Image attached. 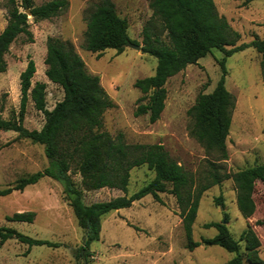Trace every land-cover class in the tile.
I'll return each instance as SVG.
<instances>
[{
    "label": "rangeland",
    "instance_id": "rangeland-1",
    "mask_svg": "<svg viewBox=\"0 0 264 264\" xmlns=\"http://www.w3.org/2000/svg\"><path fill=\"white\" fill-rule=\"evenodd\" d=\"M48 0H33L41 4ZM99 0H68V6L57 15L34 21L29 17L32 40L17 36L4 55L6 69L0 72V116L16 120L20 104L19 74L29 59L35 64L31 84L44 82L45 107L51 109L62 99V88L45 75L44 56L47 37L69 41L83 59L87 70L99 76L101 86L113 102L101 116V131L121 134L127 144L161 143L168 155L194 177V185L205 183L214 157L188 133L191 119L188 109L199 92H210L219 76L218 60L223 53L212 49L196 63L170 76L166 83L164 108L157 120L150 122L147 114L135 115L141 92L134 81L154 73L156 58L141 49L125 46L121 51L108 48L100 54L84 48L86 15ZM117 13L128 21V35L142 45V29L151 17L149 0H111ZM219 14L240 33L238 43L248 42L253 35L264 38V0H214ZM6 0H0V32L7 22ZM160 28H158L159 30ZM165 35V32H162ZM260 55L252 47L233 52L225 59V87L234 96L231 124L226 137L227 159L220 165V183L201 193L197 214L192 225V239L212 237L216 229L204 227L210 221H221L227 215V227L238 241L243 260L247 262L245 243L240 239L247 224L256 232L259 256L264 260V186L257 181L253 191L254 212L243 217L236 204V188L229 175L239 169L264 163V78L261 76ZM44 114L32 99L26 102L22 124L40 129ZM48 165L43 146L18 136L13 130H0V188ZM73 180L79 184L75 164L70 167ZM154 176L146 164L129 170L126 192L130 194ZM123 190L101 187L83 190L85 203L104 201ZM161 202L146 195L130 206L107 212L101 219L99 239L90 244V256L76 257L84 232L78 226L71 207L63 197L59 181L41 177L22 190L0 196V226H10L33 238L46 239L53 246L28 245L14 238L0 247V264H228L233 256L224 248L200 244L186 248V238L179 208L170 193H159ZM220 197L222 206L216 204ZM33 212L31 222L9 221L6 215Z\"/></svg>",
    "mask_w": 264,
    "mask_h": 264
},
{
    "label": "trees",
    "instance_id": "trees-1",
    "mask_svg": "<svg viewBox=\"0 0 264 264\" xmlns=\"http://www.w3.org/2000/svg\"><path fill=\"white\" fill-rule=\"evenodd\" d=\"M148 4L152 14L143 26L140 49L154 56L156 65L153 74L134 81V86L141 92L135 115L147 114L150 122L157 120L164 108L167 79L188 64L196 63L214 48L223 53L218 60L220 76L214 88L210 92H199L188 109L191 119L188 133L204 147L206 153L214 156L209 160L212 167L205 183L195 186L193 175L171 158L161 143L127 144L121 134L111 135L101 131L102 113L113 106L112 100L101 86L99 76L87 70L73 45L50 36L46 39L45 75L62 88V99L51 109L45 107L46 85L40 81L31 84L35 64L29 59L19 74L18 118L12 120L0 116V130L16 131L18 136L41 144L48 165L18 177L11 186L0 188V196L22 190L43 176L59 181L63 197L84 232L82 245L75 250V256L87 258L91 254L90 244L99 239L104 214L128 207L146 195L161 202L159 193H170L179 208L186 248L192 250L200 244H215L233 253L228 264H264L258 254L260 240L249 224L240 236L245 243L247 262L243 260L239 243L226 225V214L221 221L203 224L216 229L214 236L202 237L199 241L192 239V225L201 193L220 183L222 176L217 162L227 159L226 137L234 96L225 87V59L235 51L252 46L260 55L261 76L264 78V38L255 34L250 41L238 43L240 33L224 15L218 13L214 0H149ZM6 5L7 22L0 32V72L6 69L4 55L12 41L21 34L32 40L29 17L37 21L57 15L68 6V0H48L41 4H35L33 0H6ZM25 9L30 11L31 16L24 12ZM127 29L128 21L117 13L114 3L99 0L86 15L84 48L98 54L108 48L119 52L127 46V42L136 43L130 39ZM162 32H165L164 36ZM29 97L36 109L44 114L40 129H28L22 124ZM73 163L81 177L79 184L71 176ZM141 164L152 169L154 176L145 185L127 194L129 170ZM225 176H230L235 184L238 210L243 217H249L255 208L252 196L255 184L259 181L264 186V163ZM101 187L119 188L124 194L104 201L84 202L83 190ZM215 201L222 206L220 197H216ZM5 218L31 222L33 212H15ZM9 238L27 244V250L34 244L54 245L49 240L33 238L13 227L0 226V247Z\"/></svg>",
    "mask_w": 264,
    "mask_h": 264
},
{
    "label": "water",
    "instance_id": "water-1",
    "mask_svg": "<svg viewBox=\"0 0 264 264\" xmlns=\"http://www.w3.org/2000/svg\"><path fill=\"white\" fill-rule=\"evenodd\" d=\"M24 12H26L29 16H31V13L28 9H25ZM127 45L130 47H133L135 49H140V45L136 44V43H132V42H127Z\"/></svg>",
    "mask_w": 264,
    "mask_h": 264
}]
</instances>
